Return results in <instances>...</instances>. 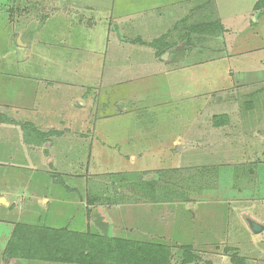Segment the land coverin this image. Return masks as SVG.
<instances>
[{"label":"crops","instance_id":"0c3cea01","mask_svg":"<svg viewBox=\"0 0 264 264\" xmlns=\"http://www.w3.org/2000/svg\"><path fill=\"white\" fill-rule=\"evenodd\" d=\"M261 1L0 0V264H79L25 253L23 243L141 221L149 205H121L124 189L126 200L154 199L157 173L192 163L189 141L199 160L203 141L226 145L210 158L262 159L247 171L260 172L258 185L235 190L242 201L195 204L217 229L233 234L237 217L247 236L264 234L243 219L264 224L249 210L264 213ZM197 45L209 49H176ZM235 141L246 144L230 152ZM256 247L247 255L264 254Z\"/></svg>","mask_w":264,"mask_h":264},{"label":"rangeland","instance_id":"374dc122","mask_svg":"<svg viewBox=\"0 0 264 264\" xmlns=\"http://www.w3.org/2000/svg\"><path fill=\"white\" fill-rule=\"evenodd\" d=\"M32 9L34 8L32 7ZM15 16L17 15H12L11 18ZM201 32L204 33L205 31L202 30ZM1 48L3 47L0 46ZM176 49L177 51L182 49L189 50V52L194 49L207 51L209 46L197 45V47L192 48L178 46ZM194 144L195 142L193 141L187 142V148L190 149V151H187V155L191 156L189 159L192 162L191 164L188 162L189 167L157 173L154 176L155 180L152 183H154L157 194L154 195V199L151 201H149L150 198L145 200V197L137 201L126 200V197H130L129 192H125L124 189L123 196L125 199L117 201L121 205L136 202L149 205L148 210L143 212L144 214L139 215L141 221L134 220V222L128 215L123 218L122 222L110 224L114 228V231L112 228L108 230V223L96 222L95 233L88 230L82 234L85 236L90 232V234L92 233L91 236L94 235L102 239H115L120 242L116 250L117 258L115 259L109 254H106V256L103 255L100 258L102 263L124 264V261H121L122 257L129 250H132V247L135 245L145 247L153 246V250L161 254L163 248L168 250L170 264H211L210 260L212 258L217 260L219 257H227L231 264L264 263V254H256L255 256L251 254L247 255V249L252 250L258 248L256 247L258 243L261 246L264 244V234L254 236L255 238L251 237L253 236L251 234H249L251 236H247L241 220L237 217L234 218L232 221L233 224L231 225V229L235 227L233 234L229 230L226 232L223 228L224 226L221 229H217L214 227V223H210V219L204 221L202 217L199 218V207L195 204L197 201H242L239 199V195L236 197L235 190L240 191L241 188L246 187L253 189V187L258 185L257 180L260 172L257 174L256 169V173L251 171L248 173V176L247 171L248 169H254V166H257L262 159L251 156H238L234 152L233 154L231 153V156L233 155L232 157L210 158V150L213 149L215 151L216 147L218 148L223 144L216 141H203L200 144L202 158L199 160L198 158L192 157L195 153ZM245 144L246 142L244 143L242 141L231 142L227 149L230 152L234 151L233 149L235 151L239 149L240 151ZM257 145V141H251L250 139V149L255 148ZM225 147L226 145H223L220 149H224V152H226ZM197 148L199 147L197 146ZM245 154L249 155V152L246 151ZM194 165L197 166L194 167ZM248 165L252 167H248ZM114 181L116 182V180H107V182L112 183L111 185L115 183ZM198 186H201V188ZM112 192L113 189L106 190V193H104L106 194L105 200L109 199ZM257 199L258 197L255 199L251 197L252 201H257ZM190 204H192L191 207L189 206ZM249 210L254 215L264 219V213L259 210L256 211V207L253 208L251 206ZM196 216L198 224L195 222ZM88 218H90V213L88 214ZM222 224L220 222V225ZM77 228V222L73 223L72 229L78 230ZM201 230L202 232H200ZM60 231L56 230L53 233L47 234L41 233L36 238L25 240L23 244L26 248H23V251L28 253L32 250V247H35L37 254H41L43 257H49V255L57 256L58 253L60 255L59 257H61L64 252L68 251L71 253V259L73 258L74 261H79V258L76 257L77 252H74L79 248V243L75 238L68 237L72 234L71 231ZM199 232L202 237H197L199 236ZM51 234L52 236H50ZM61 235H65L64 241L60 239ZM89 241L92 243L90 247L95 245L94 240L89 239ZM197 241H200L202 246H199L200 244ZM196 244L197 247L195 249L194 246ZM158 247L162 249H157ZM125 264H129V261Z\"/></svg>","mask_w":264,"mask_h":264},{"label":"trees","instance_id":"16d2710c","mask_svg":"<svg viewBox=\"0 0 264 264\" xmlns=\"http://www.w3.org/2000/svg\"><path fill=\"white\" fill-rule=\"evenodd\" d=\"M260 4L264 5V1H261ZM60 231V230H59ZM54 231H43L42 234L47 233H53ZM64 232V231H60ZM63 234V233H62ZM52 236V234L50 235ZM68 237H73L76 239V241L79 243V248L75 250L76 257L79 258V261H74L73 258H70L71 253L68 251L64 252L62 254L63 256L59 257V253L56 256L49 255V257H43L47 258L48 260H52L55 262H61V263H71L76 262L79 264H105L100 261V258L102 256H106V254L110 255L113 258H117L116 256V250L119 246V241L115 239H102L100 237H96L94 235L91 236V234H87L83 236L80 233H72ZM65 235H61V238L63 241L65 240ZM95 241V245L90 247L92 243L89 241V239ZM83 246V247H82ZM82 247V248H81ZM153 246H138L135 245L132 247V250H129L124 257H122L121 261H124V264L129 261V264H169V257H168V250H165L164 248H157L162 249V254L157 253L155 250H153ZM190 251V249H189ZM57 254V253H56ZM195 260V259H194ZM183 264V263H182ZM187 264V263H185Z\"/></svg>","mask_w":264,"mask_h":264},{"label":"water","instance_id":"95a60500","mask_svg":"<svg viewBox=\"0 0 264 264\" xmlns=\"http://www.w3.org/2000/svg\"><path fill=\"white\" fill-rule=\"evenodd\" d=\"M243 219L252 234L257 235L263 232L264 224L258 223L249 217H244Z\"/></svg>","mask_w":264,"mask_h":264}]
</instances>
